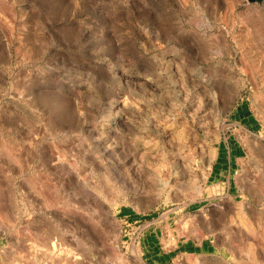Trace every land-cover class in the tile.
Masks as SVG:
<instances>
[{
	"label": "rangeland",
	"instance_id": "rangeland-1",
	"mask_svg": "<svg viewBox=\"0 0 264 264\" xmlns=\"http://www.w3.org/2000/svg\"><path fill=\"white\" fill-rule=\"evenodd\" d=\"M159 254L264 264V0H0V264Z\"/></svg>",
	"mask_w": 264,
	"mask_h": 264
},
{
	"label": "crops",
	"instance_id": "crops-1",
	"mask_svg": "<svg viewBox=\"0 0 264 264\" xmlns=\"http://www.w3.org/2000/svg\"><path fill=\"white\" fill-rule=\"evenodd\" d=\"M152 244H153L152 241H150V243L148 244L149 248H151V249L153 248V245H152ZM158 256H159V257H157L156 260H155L154 262H155L156 264H161L158 260H162V258H163L164 255H163V254H159Z\"/></svg>",
	"mask_w": 264,
	"mask_h": 264
},
{
	"label": "bare ground",
	"instance_id": "bare-ground-1",
	"mask_svg": "<svg viewBox=\"0 0 264 264\" xmlns=\"http://www.w3.org/2000/svg\"><path fill=\"white\" fill-rule=\"evenodd\" d=\"M195 76H197V77H199V78H202V80L204 79V78H206L205 76H203V77H201L200 75H198V74H195ZM211 77V76H210ZM208 80V79H207ZM209 80H210V78H209ZM204 81V80H203ZM213 97V99H214V101H215V98H216V96H212ZM257 137V136H256ZM258 140V139H257ZM257 145V144H256ZM259 145V144H258ZM263 149V148H262ZM248 151H249V149H248ZM260 151V150H259ZM74 255V254H73ZM68 256V255H67ZM75 257V256H74Z\"/></svg>",
	"mask_w": 264,
	"mask_h": 264
}]
</instances>
